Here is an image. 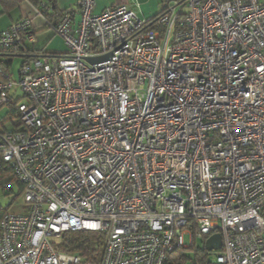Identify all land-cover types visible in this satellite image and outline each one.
Returning <instances> with one entry per match:
<instances>
[{"label": "built area", "instance_id": "1", "mask_svg": "<svg viewBox=\"0 0 264 264\" xmlns=\"http://www.w3.org/2000/svg\"><path fill=\"white\" fill-rule=\"evenodd\" d=\"M96 7L0 32V51L34 46L42 19L67 49L18 82L0 66V159L23 188L0 264H87L58 249L70 232L104 234L98 264H264V0H175L146 32L132 5Z\"/></svg>", "mask_w": 264, "mask_h": 264}, {"label": "trees", "instance_id": "2", "mask_svg": "<svg viewBox=\"0 0 264 264\" xmlns=\"http://www.w3.org/2000/svg\"><path fill=\"white\" fill-rule=\"evenodd\" d=\"M24 1L29 2L35 9L39 10L50 25H56L65 14V12L59 13V11L57 10L56 0H24ZM0 4L3 8V13L0 14V16L9 13L11 10H13L19 5L17 0H0ZM163 14H164V10L153 20L148 21L143 31L146 32V31L155 30L156 23ZM46 29L50 30L49 27H46ZM35 47H36L35 45L34 46L27 45L25 48L18 47V48H12L9 50L0 51V66L3 67L5 70L9 71V66L12 65L11 60L16 57L23 59V63H22L23 65L27 62L45 57H60L64 55V54L63 55L49 54L48 52L45 51V49L40 50V49H36ZM3 107L5 106L0 105V109ZM7 107L9 108V118L7 122H10L17 117V110L14 104L9 105ZM6 124L7 123H1L0 128H5ZM15 184L19 188V196H21L23 188L18 183L15 172L11 167H9L5 162H3L0 159V190H3L6 196L10 197L15 194V191L13 189V185ZM6 187H10L11 191H6L5 190ZM13 201H16V199H13ZM8 210L9 208H0V224L2 218L7 213ZM104 240H105L104 234L98 232H75V233L70 232L64 234L63 243L58 249L65 253L76 254L83 257V259L87 264H98L103 251ZM204 255H207V253L204 252Z\"/></svg>", "mask_w": 264, "mask_h": 264}, {"label": "crops", "instance_id": "3", "mask_svg": "<svg viewBox=\"0 0 264 264\" xmlns=\"http://www.w3.org/2000/svg\"><path fill=\"white\" fill-rule=\"evenodd\" d=\"M17 1L19 5L16 8L11 10L9 13L0 16V32L5 31L11 24L22 20L24 17L30 16L34 13V7L29 2L24 0ZM174 1L175 0H97L96 13H102L110 6L127 3L133 6L141 19L151 21L155 17H157L165 9L166 6ZM75 2L76 0H56L57 10L59 11V13L66 12L74 6ZM2 13L3 8L0 4V14ZM35 23L36 29L34 32L37 39L45 36L41 35L43 32L50 31L46 29L44 21L42 19H36ZM53 37L55 36L53 35ZM51 40L52 37L49 36L46 44H48ZM35 46L36 49H45V51L49 54H59L58 51H50L48 48H46L47 45L39 48H37V44ZM63 54L65 53H61L60 55Z\"/></svg>", "mask_w": 264, "mask_h": 264}, {"label": "rangeland", "instance_id": "4", "mask_svg": "<svg viewBox=\"0 0 264 264\" xmlns=\"http://www.w3.org/2000/svg\"><path fill=\"white\" fill-rule=\"evenodd\" d=\"M41 35V38L37 39V48L44 47L48 48L52 52L58 51L59 54L66 53L67 49L65 47V43L61 37H53L52 31L43 32ZM52 37V40L46 44L48 41V38ZM12 65L9 66V72L13 77V80L18 82L19 81V71L23 63V59L16 57L12 60ZM9 118V108L7 106L0 109V124L1 123H8ZM9 124V123H8ZM8 129L11 130V128L8 126ZM13 189L15 191V194L12 196H6V194L3 192V190H0V208H9L7 212H9L11 209H13L17 204L18 201L21 202V196H19V188L17 185H13ZM16 197V198H15ZM13 199H16V201H13ZM184 243L186 246H190V236L186 235L184 238ZM194 247L192 250L187 251V254L191 257L194 256L193 251H199L202 249L203 245L201 244V241L195 240Z\"/></svg>", "mask_w": 264, "mask_h": 264}, {"label": "water", "instance_id": "5", "mask_svg": "<svg viewBox=\"0 0 264 264\" xmlns=\"http://www.w3.org/2000/svg\"><path fill=\"white\" fill-rule=\"evenodd\" d=\"M109 56H104L102 58L98 59H89V62L95 64V63H101L107 61ZM222 236L221 235H215L211 237L207 242H206V249L208 252H213V251H218L222 248Z\"/></svg>", "mask_w": 264, "mask_h": 264}]
</instances>
